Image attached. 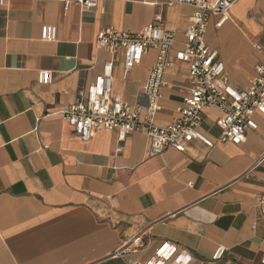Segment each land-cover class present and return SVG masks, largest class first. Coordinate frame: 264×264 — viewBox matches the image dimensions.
I'll return each mask as SVG.
<instances>
[{
    "label": "crops",
    "instance_id": "0c3cea01",
    "mask_svg": "<svg viewBox=\"0 0 264 264\" xmlns=\"http://www.w3.org/2000/svg\"><path fill=\"white\" fill-rule=\"evenodd\" d=\"M65 1L0 5V264L144 262L164 240L188 249L190 264H262L264 218L255 201L264 194V164L252 166L264 150L263 114L255 115L258 129L236 145L216 140L220 112L212 109L201 130L213 147L193 141L185 152L169 147L162 154L152 152L142 131L120 138L100 128L84 141L61 114L112 59V94L143 102L156 50L126 71L123 53L101 49L97 36L106 28L139 33L160 17L176 42L155 123H171L190 91L189 68L174 53L185 42L194 7L97 0L85 8L68 0L65 10ZM259 1L237 0L221 28L212 16L205 31L230 81L241 87L264 64V18L249 14ZM45 25L56 26L55 41L42 39ZM223 28L234 33L227 41ZM41 69L54 72L51 84L38 83ZM219 246L225 254L214 261Z\"/></svg>",
    "mask_w": 264,
    "mask_h": 264
},
{
    "label": "built area",
    "instance_id": "2783aa9c",
    "mask_svg": "<svg viewBox=\"0 0 264 264\" xmlns=\"http://www.w3.org/2000/svg\"><path fill=\"white\" fill-rule=\"evenodd\" d=\"M85 8H95L97 0H78ZM237 0H166L167 5L187 4L194 7L190 22L185 31V42L174 53L176 60L189 68L190 91L184 97L179 115L167 125L155 123V117L162 107V89L165 73L171 66V52L176 42L174 31L163 26L162 18L156 17L139 33L119 32L106 28L97 36V45L108 53L117 56L123 53L126 71L139 64L150 49H155L156 59L151 65L143 92V102L131 104L112 94L114 59L108 61L103 71L90 84L86 92H80L79 99L64 109L63 119L73 128L82 140H89L100 129L119 132L120 138L135 131L146 133L151 141L154 154H162L167 148L185 152L186 144L200 141L207 147L214 146V140L201 130L205 115L217 109L220 115L216 126L220 132L217 141L240 144L247 131L257 130V113L264 115V64L256 66V74L248 79L247 87L234 85L226 73L225 64L219 52L205 42V31L212 16H217L216 27L221 28L229 19V12ZM5 0H0L3 5ZM70 1L64 2L65 10ZM41 37L45 41H55L57 28L45 25ZM262 49L260 44L256 45ZM54 72L41 69L37 74L39 84H51ZM264 164V150L256 158L253 168ZM255 208L264 218V194L258 196ZM138 240V239H137ZM225 248L219 246L212 260L223 258ZM192 253L176 243L164 240L146 261H133L129 264H190ZM264 264V255L261 257Z\"/></svg>",
    "mask_w": 264,
    "mask_h": 264
},
{
    "label": "rangeland",
    "instance_id": "374dc122",
    "mask_svg": "<svg viewBox=\"0 0 264 264\" xmlns=\"http://www.w3.org/2000/svg\"><path fill=\"white\" fill-rule=\"evenodd\" d=\"M257 6L253 7L249 14L251 17L260 21L261 20L260 18L262 19L264 18V0H260ZM222 34L225 36L226 41L229 40L234 35L233 31L226 32L225 28L222 29ZM259 40L262 44H264V37L262 38L260 37ZM260 42H258V44L262 45ZM218 45L221 53L223 54V43L222 44L218 43Z\"/></svg>",
    "mask_w": 264,
    "mask_h": 264
}]
</instances>
